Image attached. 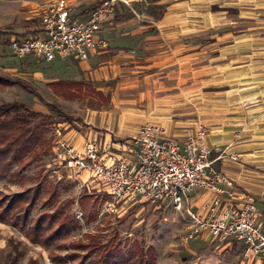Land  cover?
I'll return each mask as SVG.
<instances>
[{
  "label": "crops",
  "instance_id": "1",
  "mask_svg": "<svg viewBox=\"0 0 264 264\" xmlns=\"http://www.w3.org/2000/svg\"><path fill=\"white\" fill-rule=\"evenodd\" d=\"M93 9L71 15L84 19ZM37 35L42 21L8 41ZM96 43L87 61L16 58L32 66V85L2 79L71 117V144L111 145V157L132 159L145 124L179 142L204 125L213 169L255 197L264 227V0H123ZM207 199L193 202L202 216Z\"/></svg>",
  "mask_w": 264,
  "mask_h": 264
},
{
  "label": "built area",
  "instance_id": "2",
  "mask_svg": "<svg viewBox=\"0 0 264 264\" xmlns=\"http://www.w3.org/2000/svg\"><path fill=\"white\" fill-rule=\"evenodd\" d=\"M122 1L104 0L86 18L77 19L71 15L68 0H54L42 11L43 35L12 39L9 47L18 60L54 62L73 57L87 61L97 48L96 35L115 19ZM57 134L60 138L54 149L59 167L68 171L67 179L76 182L81 193L106 194L108 213L137 202L168 203L187 215V243L205 237L220 244L242 243L247 252L264 261V227L256 199L213 169V150L204 125L179 142L170 139L162 127L145 124L132 139V159L111 157V145L87 140L76 146L60 129ZM201 194H208L205 216L193 208Z\"/></svg>",
  "mask_w": 264,
  "mask_h": 264
},
{
  "label": "rangeland",
  "instance_id": "3",
  "mask_svg": "<svg viewBox=\"0 0 264 264\" xmlns=\"http://www.w3.org/2000/svg\"><path fill=\"white\" fill-rule=\"evenodd\" d=\"M54 0H0V78L22 79L32 85V66L16 59L9 48L11 37L28 35L31 29L41 23L42 11ZM71 11L84 6L86 9L97 7L104 0H68ZM38 14V16H37ZM35 17V18H34ZM32 18V19H31ZM18 39V38H17ZM36 66V65H34ZM18 102L31 111L37 105L46 107V138L51 141V148L43 158L30 166L23 174L25 185L20 184V177L15 180L0 182V200L17 193L32 190L39 193L34 216L44 211L52 213L58 208H66L78 222L79 229L62 241L55 242L50 250L31 244L17 230L0 224V264H9L8 254H15L18 247V264H28L31 260L37 264H53L49 258L52 251L64 257L67 253L85 255L83 251L69 248L73 243L88 244L92 238L107 244L112 242L120 247L125 255L135 248L149 253L154 264H256L255 256L247 252L242 243L220 244L209 238L190 243L185 241L189 223L184 211L176 210L168 203L137 202L125 208L118 207L110 214L105 208L106 194L95 191L80 192L78 184L67 179L64 169L56 162L55 146L59 140L58 129L62 136L73 125V119L63 112L53 110L48 103L40 101L35 95L19 86L0 84V105ZM40 109V108H39ZM34 121L36 126L45 117ZM68 124V125H66ZM13 171H16L14 167ZM84 191V190H83ZM57 193L54 208L43 207L49 195ZM46 195V196H45ZM6 204V203H5ZM66 247V248H65ZM250 256H249V255ZM89 263V262H88Z\"/></svg>",
  "mask_w": 264,
  "mask_h": 264
},
{
  "label": "trees",
  "instance_id": "4",
  "mask_svg": "<svg viewBox=\"0 0 264 264\" xmlns=\"http://www.w3.org/2000/svg\"><path fill=\"white\" fill-rule=\"evenodd\" d=\"M0 84L19 85L32 92L25 84L19 81H5L0 78ZM57 111L55 107L52 108ZM44 114L28 109L24 104L13 102L0 105V182L10 178L15 180L20 177V184L25 185L26 177L22 174L35 162L41 160L51 148V141L46 138V118L39 123ZM16 167V171H13ZM25 180V181H24ZM50 194V195H49ZM49 195L43 207L54 208L58 199L57 193ZM45 195V196H46ZM41 195L32 194V190L17 193L11 197L0 200V224L7 225L20 232L31 244L50 250L55 242L71 236L76 232L78 222L66 208H58L52 213L44 211L34 216L33 211ZM6 203V204H5ZM66 248V247H65ZM72 250L83 251L85 255L67 253L64 257L50 252L49 258L53 264H154L149 253L135 248L128 255L112 242L103 244L92 238L88 244L73 243ZM18 247L15 254L9 253V264H18ZM89 262V263H88ZM28 264H37L31 260Z\"/></svg>",
  "mask_w": 264,
  "mask_h": 264
}]
</instances>
